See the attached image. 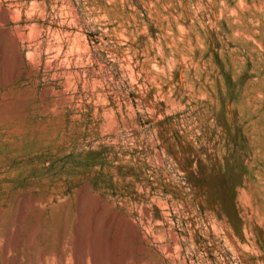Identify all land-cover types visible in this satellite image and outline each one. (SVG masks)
<instances>
[{
    "label": "rangeland",
    "instance_id": "374dc122",
    "mask_svg": "<svg viewBox=\"0 0 264 264\" xmlns=\"http://www.w3.org/2000/svg\"><path fill=\"white\" fill-rule=\"evenodd\" d=\"M75 235L264 264V0H0V264Z\"/></svg>",
    "mask_w": 264,
    "mask_h": 264
},
{
    "label": "bare ground",
    "instance_id": "6f19581e",
    "mask_svg": "<svg viewBox=\"0 0 264 264\" xmlns=\"http://www.w3.org/2000/svg\"><path fill=\"white\" fill-rule=\"evenodd\" d=\"M12 44V43H11ZM23 207V206H22ZM86 208V207H85ZM87 209V208H86ZM22 210V208H21ZM19 210V212L21 211ZM84 210V209H83ZM84 212V211H83ZM21 215V214H20ZM84 215V214H83ZM23 216V214H22ZM21 217V216H20ZM79 228V227H78ZM8 230V229H7ZM9 231V230H8ZM76 236V235H75ZM15 242V241H14ZM87 244V242L85 243ZM10 244H7L6 246V250L9 248ZM59 250L55 253L51 252V256L54 257L56 260L55 264H65V259L67 257V254L65 252V249L62 245V243H59ZM9 250V249H8ZM43 253V252H42ZM41 253V254H42ZM87 254V249L84 247V244L81 240H79V238H75L74 243H73V250H72V256H73V264H85V257ZM96 257L93 256V260L94 262H96ZM46 261V259H44L43 261H38L36 264H44ZM44 262V263H43ZM6 263H8V260H6ZM46 264V263H45Z\"/></svg>",
    "mask_w": 264,
    "mask_h": 264
}]
</instances>
